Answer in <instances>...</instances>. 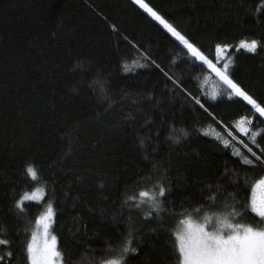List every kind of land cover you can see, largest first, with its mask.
<instances>
[{
  "label": "trees",
  "instance_id": "16d2710c",
  "mask_svg": "<svg viewBox=\"0 0 264 264\" xmlns=\"http://www.w3.org/2000/svg\"><path fill=\"white\" fill-rule=\"evenodd\" d=\"M146 2L214 63L215 43L256 39V53L233 47L224 56L231 57L234 79L264 101L260 0ZM164 73L201 97L215 118ZM222 88L134 0H0V239L9 241L0 244L2 264H23V246L49 202L55 211L50 231L65 264H91L129 225L139 233L132 245L138 252L127 254V264H178L174 233L181 211L195 220L205 212H241L264 175L241 167L233 155L247 154L241 141L252 147L234 127L239 116L253 115L251 106L226 94L204 95ZM253 123L264 129L258 119ZM28 163L37 170L35 181L25 174ZM161 172L171 187L163 206L175 215L146 219L148 205L138 211L124 200L140 187L151 190L142 178L159 179ZM35 188L43 197L25 201L18 214L14 197ZM198 207L203 211L193 213ZM256 219L242 214L233 222Z\"/></svg>",
  "mask_w": 264,
  "mask_h": 264
},
{
  "label": "snow or ice",
  "instance_id": "6c2138e0",
  "mask_svg": "<svg viewBox=\"0 0 264 264\" xmlns=\"http://www.w3.org/2000/svg\"><path fill=\"white\" fill-rule=\"evenodd\" d=\"M134 3L140 9H143L155 22H158V25L162 26L167 34H170L176 42L182 45L190 56L202 62L203 65H207L208 69L211 70L223 85V88L220 90L213 89L210 92L204 93L205 96L216 100L218 96L226 94L229 99L233 97L240 98L241 101L251 106L253 115L239 116L234 127L239 133L248 136L252 147L241 141L247 154L234 151L233 155L240 157L239 164L241 167H258L264 171V129L254 130L253 123L255 118L259 120V123L264 124V119H260L264 118V101L254 98V95L250 94L249 90H246L241 83L234 79V73L231 70L230 64L231 57L224 56L233 47L236 49L243 48L248 52L256 53L260 46L259 42L256 39H242L236 45L226 42L215 43L216 62L214 63L187 34L166 18L165 15L161 14L160 11L150 6L146 0H134ZM256 11H264V0H260ZM111 27L113 30H116L115 25H111ZM124 40L128 42L127 37H124ZM141 54L145 60L150 61L157 68L160 67L147 53ZM218 64L221 66H217ZM139 66L144 67L146 65ZM125 68H128L127 64ZM161 71L163 70L161 69ZM164 75L169 78L174 87L180 88L186 94V97H190L194 104L198 105L205 113H208L210 118H215L214 114L209 113L201 97L193 96L187 89L183 88V85L178 80H174L171 76H168V73H164ZM256 114H258V117H256ZM204 131L207 130L205 129ZM184 134L186 135V133ZM217 138L220 139L219 137ZM175 139L179 140V137H175ZM220 143L225 148H228L230 145L228 139H220ZM25 174L33 181L36 180L37 170L33 164H26ZM158 175L160 176L159 179H153L151 176L142 178V182L145 184L151 182V190L140 187L135 194L126 196L124 200L126 206L138 211L143 210L145 204L148 205L149 209L143 213L146 219H151L154 215L160 217L162 213L166 212L175 215L174 212H169L163 206L164 198L171 194V187L165 186L166 177L162 172ZM245 182H247L246 174ZM257 187L264 188V175L252 184L253 193H255ZM43 195L44 190L40 188L33 189L31 193L25 191L18 198L14 197V207L17 213L22 214L25 211V201H39ZM209 199L214 200L215 194ZM225 207H228V205H225ZM200 211H203L202 207L192 210L193 213L197 214ZM250 213H254L255 217L258 218L255 224L233 222L234 218ZM180 215L182 216L180 220L182 227L174 233V251L178 253V264H264V198L258 201L255 195H253L250 204L246 205L241 212H236L235 209L211 215L205 212L201 220H194L192 215H185L183 210ZM54 216L53 204L49 202L45 210L36 217L37 228L31 232L30 238L27 239L23 246V264H65L63 253L58 249V238L50 231ZM138 233V229L129 225L127 232L122 234L118 241L108 244L107 252H103L100 256L92 258L91 264H127L125 260L127 254L138 252V248L132 246L134 243H137ZM0 244L8 245L9 241L0 239ZM6 255L10 258L13 253L8 251ZM4 259V256H0V264H2Z\"/></svg>",
  "mask_w": 264,
  "mask_h": 264
},
{
  "label": "rangeland",
  "instance_id": "374dc122",
  "mask_svg": "<svg viewBox=\"0 0 264 264\" xmlns=\"http://www.w3.org/2000/svg\"><path fill=\"white\" fill-rule=\"evenodd\" d=\"M250 127H251V125H250ZM241 134H243V133H241ZM243 135H245V134H243ZM35 189H40V188H35ZM31 192H32V191H30L29 193H31ZM253 195H255V197H256V199H257L258 201H259L261 198H264V188L257 187L255 193H253V191H252L251 199H252ZM250 201H251V200H250ZM44 210H45V209H44ZM194 220H195V219H194ZM180 227H182V225L179 223L175 231H177ZM36 228H37V225L35 224V228H34V229H36ZM34 229H33V230H34Z\"/></svg>",
  "mask_w": 264,
  "mask_h": 264
}]
</instances>
